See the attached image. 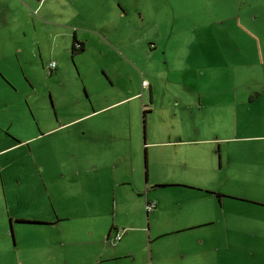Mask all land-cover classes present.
I'll use <instances>...</instances> for the list:
<instances>
[{"label":"rangeland","instance_id":"rangeland-1","mask_svg":"<svg viewBox=\"0 0 264 264\" xmlns=\"http://www.w3.org/2000/svg\"><path fill=\"white\" fill-rule=\"evenodd\" d=\"M206 169L264 189V0H0V264L136 255Z\"/></svg>","mask_w":264,"mask_h":264},{"label":"crops","instance_id":"crops-1","mask_svg":"<svg viewBox=\"0 0 264 264\" xmlns=\"http://www.w3.org/2000/svg\"><path fill=\"white\" fill-rule=\"evenodd\" d=\"M221 174L219 171L206 169L198 174L203 178L195 179L203 181L202 184H196L191 179L175 182L190 186L180 188L194 192L186 196L193 205L192 208L194 207L190 215L186 216L182 212V207H187L183 203L177 206V211H173L175 213L170 214V220L162 224L157 221L154 228L146 221L134 223L139 225L133 226L132 232L145 234L146 230L147 233L146 242L140 245L136 255L125 254L122 252L124 248L122 251L116 248L110 256H99L100 261L96 264H113L126 258H130V261L123 264H264V189H256L252 194L253 198L240 197L230 188L223 189V186L227 187V179L224 178L226 180L223 181ZM237 179L241 180V177L233 180ZM185 180H190L192 184L183 182ZM155 183L159 185V179ZM162 184L160 187L163 188L166 182ZM146 198L147 203L156 202L155 215L159 216L161 205L167 204L163 202L166 199L159 200L157 197L156 200H149L148 191ZM243 210L256 218L242 221L238 217ZM171 220L172 229L167 231L165 227L171 225ZM198 229L202 231L197 236H183L188 231L196 232ZM209 229L212 230V235ZM159 238H166L168 241L159 244ZM126 255L128 256L125 257Z\"/></svg>","mask_w":264,"mask_h":264},{"label":"built area","instance_id":"built-area-1","mask_svg":"<svg viewBox=\"0 0 264 264\" xmlns=\"http://www.w3.org/2000/svg\"><path fill=\"white\" fill-rule=\"evenodd\" d=\"M76 47H78V46L76 45ZM55 69H56V64L54 62L50 63L48 66V70L51 72V71H54ZM156 206H157V204L154 201L147 203V213L155 210ZM121 236L122 235L120 233H116L115 237L113 238V241L118 242L121 239Z\"/></svg>","mask_w":264,"mask_h":264},{"label":"trees","instance_id":"trees-1","mask_svg":"<svg viewBox=\"0 0 264 264\" xmlns=\"http://www.w3.org/2000/svg\"><path fill=\"white\" fill-rule=\"evenodd\" d=\"M76 45L78 47H76ZM84 44L81 42H78L75 38H73V45H72V52H82L83 51ZM145 113V112H144ZM116 233H120V231L115 230ZM109 239V236L107 237V240Z\"/></svg>","mask_w":264,"mask_h":264}]
</instances>
